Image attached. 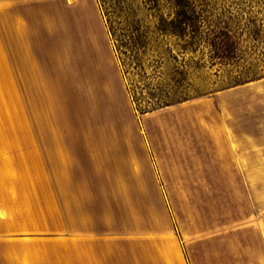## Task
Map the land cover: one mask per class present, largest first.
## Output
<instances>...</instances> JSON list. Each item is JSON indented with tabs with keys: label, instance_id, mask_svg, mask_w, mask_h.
<instances>
[{
	"label": "rangeland",
	"instance_id": "374dc122",
	"mask_svg": "<svg viewBox=\"0 0 264 264\" xmlns=\"http://www.w3.org/2000/svg\"><path fill=\"white\" fill-rule=\"evenodd\" d=\"M116 1V18L130 34L152 27L160 13L171 18L177 4L193 18L184 38L167 33L158 47L144 51L146 73L135 72L132 78L138 103L99 0H22V38L28 43L22 47L24 117L36 124L37 134L87 138L91 150L100 145L94 141L100 136L139 135L156 143L164 140L166 147L186 145L179 160L192 168L196 157L216 152L203 129L224 121L235 155L245 157V178L236 176V187L248 184L250 190L170 192L176 200V230L195 233L192 219L197 216L204 229L216 222L219 231L252 234L251 239H236L237 244L263 248L255 234L264 232V0ZM192 26L201 35L231 30L244 50L239 61H250L256 77L231 85L226 71L231 66H209L206 45L183 47ZM157 50L164 59L154 73L150 60ZM31 52L32 62L26 58ZM160 98L172 103L157 104Z\"/></svg>",
	"mask_w": 264,
	"mask_h": 264
},
{
	"label": "crops",
	"instance_id": "0c3cea01",
	"mask_svg": "<svg viewBox=\"0 0 264 264\" xmlns=\"http://www.w3.org/2000/svg\"><path fill=\"white\" fill-rule=\"evenodd\" d=\"M21 1L0 0V264L264 263V247L236 242L252 234L197 216L195 233L176 230L170 192L250 190L236 187L245 157L224 121L203 129L216 152L193 168L179 160L186 145L164 140L100 136L91 150L87 138L36 133L22 102Z\"/></svg>",
	"mask_w": 264,
	"mask_h": 264
},
{
	"label": "trees",
	"instance_id": "16d2710c",
	"mask_svg": "<svg viewBox=\"0 0 264 264\" xmlns=\"http://www.w3.org/2000/svg\"><path fill=\"white\" fill-rule=\"evenodd\" d=\"M100 8L105 16L106 23L108 25L109 32L114 41V47L117 57L122 66V71L126 78L130 80L128 86L131 90L132 99L135 103H138V97L135 93V84L133 82V74L139 73V76L145 74V68L142 62V55L148 46L160 45V38L165 34H173L179 38H184L187 35V27L191 26L193 18L186 15V10L177 4L174 11V16H164L162 13L158 14V22L151 26L145 25L142 29L138 28L136 34H130L125 29L121 21L116 18V12L118 11L117 1L111 0H99ZM136 29V27L134 28ZM190 38L185 39L186 44H181L183 47L197 48L199 44L206 45L210 58L208 60L209 66L216 63L219 65H230L231 68H226L229 74V82L231 85L242 83L247 80H251L258 74L257 68L252 66L251 62H240L244 50L238 44V42L232 37L235 36L231 33V30L218 29L214 31H205L204 35H201V31L198 28L191 27ZM170 50V49H168ZM172 57L175 56L172 54ZM164 55L159 50L152 54L150 64L152 66V72H160L161 64L163 62ZM160 90L162 86L160 85ZM164 91V90H163ZM168 90H165V93ZM172 102L168 98L158 99L157 104L169 105Z\"/></svg>",
	"mask_w": 264,
	"mask_h": 264
}]
</instances>
